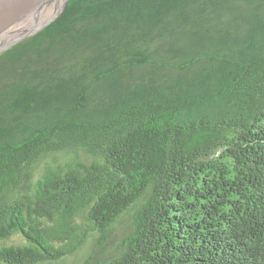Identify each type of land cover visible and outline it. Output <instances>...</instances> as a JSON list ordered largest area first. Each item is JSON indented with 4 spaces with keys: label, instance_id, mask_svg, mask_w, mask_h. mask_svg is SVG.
Listing matches in <instances>:
<instances>
[{
    "label": "trees",
    "instance_id": "16d2710c",
    "mask_svg": "<svg viewBox=\"0 0 264 264\" xmlns=\"http://www.w3.org/2000/svg\"><path fill=\"white\" fill-rule=\"evenodd\" d=\"M92 232L83 264H264V0H70L0 52V264Z\"/></svg>",
    "mask_w": 264,
    "mask_h": 264
},
{
    "label": "rangeland",
    "instance_id": "374dc122",
    "mask_svg": "<svg viewBox=\"0 0 264 264\" xmlns=\"http://www.w3.org/2000/svg\"><path fill=\"white\" fill-rule=\"evenodd\" d=\"M46 1L51 2L50 0L49 1L46 0ZM30 3H31V0H0V13L4 9L8 10L10 8L11 9L14 8L13 9L14 13L6 14V16L4 13L0 14L1 15L0 16V19H1L0 20V26H1V23L6 22L10 19V17H11L10 15L15 14V12L17 14H20L23 11H25L26 9H28V6ZM60 3L55 2L53 5L49 6L48 12L51 13V12L55 11V9L58 7V5ZM22 23H23V20H16L15 22H11L7 25L8 27L5 29V31L15 30V29L19 28L22 25ZM30 30L31 29H29L27 31H30ZM15 36H17V35H14V36L11 35V38H14ZM125 221H127V220H125ZM124 225H125L124 222H121L119 225H117V227L115 228V232L119 234L121 232L122 228L124 227ZM96 237H97V234L92 232L87 236V238L85 239L83 244L79 247V249L75 253H73L72 255H69V256H67L61 260L55 261V262L42 263V264H83L88 253L93 248L94 243L97 242ZM119 239H120L119 237H115L114 239H112L109 242L108 248L109 249L116 248L119 244ZM14 241H15V239L12 238L9 240V243L14 242Z\"/></svg>",
    "mask_w": 264,
    "mask_h": 264
},
{
    "label": "bare ground",
    "instance_id": "6f19581e",
    "mask_svg": "<svg viewBox=\"0 0 264 264\" xmlns=\"http://www.w3.org/2000/svg\"><path fill=\"white\" fill-rule=\"evenodd\" d=\"M50 1L51 2H47L46 0H31V3L29 4L28 9H26L20 14H17L15 12V14L10 15L11 17L8 21L1 23L0 42L10 40L12 39L11 35L13 36L19 35L31 29L32 27L38 25L39 23L45 21L51 14L50 12H48L50 4L54 2L60 3L62 0H50ZM13 9L11 8L8 10L4 9L2 10L0 14L4 13L6 16V14L14 13ZM16 20H23L22 25L15 30L5 31V29L8 27L7 25L11 22H15Z\"/></svg>",
    "mask_w": 264,
    "mask_h": 264
},
{
    "label": "water",
    "instance_id": "95a60500",
    "mask_svg": "<svg viewBox=\"0 0 264 264\" xmlns=\"http://www.w3.org/2000/svg\"><path fill=\"white\" fill-rule=\"evenodd\" d=\"M70 0H62L61 3L58 5V7L55 9V11L43 22L39 23L38 25L31 28L30 31L23 32L14 38L3 41L0 43V52L9 48L10 46L14 45L15 43L22 41L29 36L33 35L35 32L39 31L41 28L45 27L52 21H54L66 8Z\"/></svg>",
    "mask_w": 264,
    "mask_h": 264
},
{
    "label": "flooded vegetation",
    "instance_id": "af4514ba",
    "mask_svg": "<svg viewBox=\"0 0 264 264\" xmlns=\"http://www.w3.org/2000/svg\"><path fill=\"white\" fill-rule=\"evenodd\" d=\"M54 3H55V2H54ZM54 3L50 4V6L53 5ZM53 12H54V11H53ZM53 12H51V13H53Z\"/></svg>",
    "mask_w": 264,
    "mask_h": 264
}]
</instances>
